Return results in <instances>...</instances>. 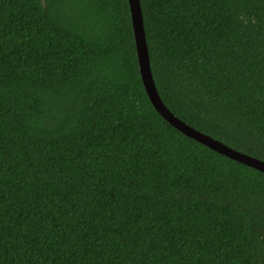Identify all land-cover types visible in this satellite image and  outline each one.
<instances>
[{
  "label": "trees",
  "instance_id": "1",
  "mask_svg": "<svg viewBox=\"0 0 264 264\" xmlns=\"http://www.w3.org/2000/svg\"><path fill=\"white\" fill-rule=\"evenodd\" d=\"M169 110L264 160V0H140ZM0 264H264V172L172 125L129 0H0Z\"/></svg>",
  "mask_w": 264,
  "mask_h": 264
},
{
  "label": "water",
  "instance_id": "2",
  "mask_svg": "<svg viewBox=\"0 0 264 264\" xmlns=\"http://www.w3.org/2000/svg\"><path fill=\"white\" fill-rule=\"evenodd\" d=\"M129 5H130L132 23L135 33V41H136L141 77L144 86L146 88V91L155 108L172 125H174L176 128L184 132L186 135L193 137L197 141L209 146L210 148L216 150L217 152H220L230 158L238 160L244 164H247L264 172V160L249 155L247 153L241 152L223 143L222 141L215 139L214 137L202 131L197 130L196 128L190 126L189 124L178 118L174 113H172L169 110V108L165 105V103L161 99L153 79L140 0H129Z\"/></svg>",
  "mask_w": 264,
  "mask_h": 264
}]
</instances>
